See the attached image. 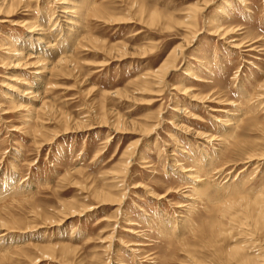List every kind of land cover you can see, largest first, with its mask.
<instances>
[{
    "label": "rangeland",
    "instance_id": "374dc122",
    "mask_svg": "<svg viewBox=\"0 0 264 264\" xmlns=\"http://www.w3.org/2000/svg\"><path fill=\"white\" fill-rule=\"evenodd\" d=\"M29 1L0 23V264H264V0H94L77 44Z\"/></svg>",
    "mask_w": 264,
    "mask_h": 264
},
{
    "label": "bare ground",
    "instance_id": "6f19581e",
    "mask_svg": "<svg viewBox=\"0 0 264 264\" xmlns=\"http://www.w3.org/2000/svg\"><path fill=\"white\" fill-rule=\"evenodd\" d=\"M244 1V0H243ZM55 2V1H54ZM94 0H61L60 3L64 4L63 9H61L62 11V15L60 16V18H58L57 20L53 21V19H51L49 21V24L47 26H50V23L53 22L52 27L53 30L55 28V25L58 24L61 26L62 28V33L66 36H69L71 39V41H73V44H77V42L80 39V35H81V28L84 24V21L86 19V17H88V14L90 12V9L92 8V6L94 5ZM204 2V1H203ZM205 5H209L210 1L206 0L205 1ZM59 3V4H60ZM31 1L29 0H0V23L1 22H9V23H13V17L17 16L19 14H17V10L20 7H30ZM204 4V3H203ZM226 4H229V0H226ZM58 8V7H57ZM62 8V7H61ZM204 9V8H203ZM56 10V9H55ZM59 10V9H57ZM60 11V10H59ZM57 13V11H56ZM194 16V15H193ZM103 17V16H102ZM197 17V16H196ZM195 16L192 17L193 19L196 18ZM56 18V17H55ZM104 18V17H103ZM136 18V17H135ZM110 21L116 23V24H120V23H125V22H130L132 21V18H116V19H112L111 17L108 18ZM191 19V18H190ZM61 21V22H60ZM219 20L218 18L213 17L210 25L212 26V30H211V34H215V35H220L223 38H226L227 36H229L230 34H232L234 31L232 30H228L225 29L223 27H221L219 25ZM13 25H20L18 23H13ZM27 26L29 28V32L36 37V41L37 43H42L44 46L47 45L48 48H50L51 50H55L57 48L56 47V41L52 40L51 37L49 36L47 33V31L50 29L49 27L45 26V25H37V24H33V23H28V22H24V24L22 26ZM223 26V25H222ZM60 30V29H59ZM58 31V30H57ZM60 32V34H61ZM195 35V34H194ZM33 36H30V39L33 38ZM59 39V38H58ZM61 39V38H60ZM57 40V39H56ZM75 42V43H74ZM44 49V48H43ZM42 49V50H43ZM39 51V50H38ZM180 51V50H178ZM19 52V51H18ZM24 50H20V54L22 53V55L26 53H23ZM41 51H39L38 53H40ZM67 52V51H66ZM42 53V52H41ZM51 53V52H50ZM49 54V53H47ZM62 54V53H58ZM69 54V53H68ZM180 53H177V49L176 50H172L170 55L168 56V58L164 61V63H162L161 65V70L159 72L156 73V78L159 81V84H162L163 81L165 80L166 76L169 74L170 71L174 70L176 61L178 55ZM43 55V54H42ZM65 56V55H64ZM67 56V55H66ZM63 57L61 56L59 59V63H61L62 61L66 60L68 57ZM35 59L37 58V63L38 64V68L35 71V75L36 79H37V86H39L41 88L42 84L44 83V78H45V73L49 72L48 69L50 68L49 64H46L47 62H45V58L41 57V55L37 54L35 57ZM36 66V65H34ZM53 66H51L52 68ZM192 78L193 80H198L200 81L201 79L198 77V75H196L195 73H192ZM202 81V80H201ZM264 87V86H263ZM40 91V89L34 91L35 93H38ZM193 89H188L186 92H191L192 93ZM33 92V93H34ZM185 92V91H184ZM190 93V94H191ZM27 94V93H26ZM184 94V93H183ZM193 94V93H192ZM30 94H28L29 96ZM194 95V94H193ZM32 96V94H31ZM35 96V95H34ZM40 96V95H39ZM33 99V97H32ZM203 99V98H202ZM201 100V99H200ZM203 101V100H202ZM106 122V121H105ZM118 125V124H117ZM117 128V126H116ZM118 129V128H117ZM189 129V128H188ZM147 133L149 132L148 130H146ZM190 131V130H189ZM197 132V131H195ZM195 134V133H194ZM196 135V134H195ZM225 135V134H224ZM197 136V135H196ZM202 137V136H201ZM211 137V136H209ZM205 139H208L207 137ZM222 139V138H221ZM110 141V140H109ZM224 140H222L223 142ZM127 155H130L129 151L126 153ZM253 158V157H251ZM251 160V159H250ZM129 164V162H128ZM131 164V163H130ZM129 164V166H130ZM186 170V169H185ZM191 170V169H190ZM199 171V170H198ZM193 172V171H192ZM196 172V171H195ZM194 172V173H195ZM193 174V173H192ZM197 174V172H196ZM200 175V174H199ZM203 180V179H202ZM100 196V195H99ZM108 196H110L108 193L105 195V197L103 198V200L105 201H110L111 199L108 198ZM125 195H123V197L117 198L115 200H111L113 201H122L121 199L124 198ZM160 196V195H159ZM165 196V195H164ZM156 198V197H155ZM190 198V197H189ZM262 203H264L263 199L261 200ZM260 201V202H261ZM262 205V204H261ZM88 211V210H87ZM187 213L190 214V211H188ZM260 216L263 217L264 219V211L262 212V210L260 211ZM187 221V218H186ZM184 221V222H186ZM264 225V224H263ZM263 229V228H262ZM244 258V257H243ZM111 260V259H110ZM245 260V259H244ZM252 260V259H251ZM246 258V264H252L253 262ZM243 261V260H242ZM255 261V260H254ZM244 264V263H243Z\"/></svg>",
    "mask_w": 264,
    "mask_h": 264
}]
</instances>
